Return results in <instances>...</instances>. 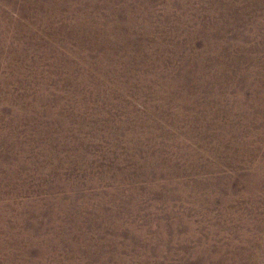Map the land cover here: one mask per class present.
Listing matches in <instances>:
<instances>
[{
  "label": "rangeland",
  "instance_id": "1",
  "mask_svg": "<svg viewBox=\"0 0 264 264\" xmlns=\"http://www.w3.org/2000/svg\"><path fill=\"white\" fill-rule=\"evenodd\" d=\"M0 264H264V0H0Z\"/></svg>",
  "mask_w": 264,
  "mask_h": 264
}]
</instances>
